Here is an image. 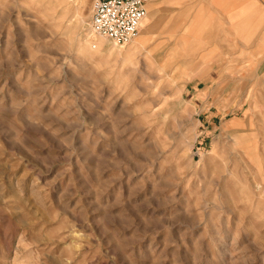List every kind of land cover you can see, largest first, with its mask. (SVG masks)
I'll return each mask as SVG.
<instances>
[{
  "label": "rangeland",
  "instance_id": "obj_1",
  "mask_svg": "<svg viewBox=\"0 0 264 264\" xmlns=\"http://www.w3.org/2000/svg\"><path fill=\"white\" fill-rule=\"evenodd\" d=\"M94 2L0 0V264H264V72L240 25L152 0L121 44Z\"/></svg>",
  "mask_w": 264,
  "mask_h": 264
},
{
  "label": "crops",
  "instance_id": "obj_2",
  "mask_svg": "<svg viewBox=\"0 0 264 264\" xmlns=\"http://www.w3.org/2000/svg\"><path fill=\"white\" fill-rule=\"evenodd\" d=\"M175 1L176 16L181 18L182 24L185 23L184 16L187 10L195 9L194 13L190 14L191 17H196V15L204 17V19H200L199 24L208 27L228 26L222 29V32L226 34H231L232 25H240L239 31L242 34L238 40L241 48L239 56L242 58L256 57V60L262 64L258 71L264 72V0ZM248 26L251 27L248 28ZM214 32L220 35L218 30H214ZM249 32L250 35H248ZM219 35L217 38L221 39ZM225 38L227 37L225 36ZM229 45L232 46L230 43ZM243 65L247 66V64Z\"/></svg>",
  "mask_w": 264,
  "mask_h": 264
},
{
  "label": "built area",
  "instance_id": "obj_3",
  "mask_svg": "<svg viewBox=\"0 0 264 264\" xmlns=\"http://www.w3.org/2000/svg\"><path fill=\"white\" fill-rule=\"evenodd\" d=\"M152 0H95L91 27L97 34L126 44L137 36Z\"/></svg>",
  "mask_w": 264,
  "mask_h": 264
},
{
  "label": "bare ground",
  "instance_id": "obj_4",
  "mask_svg": "<svg viewBox=\"0 0 264 264\" xmlns=\"http://www.w3.org/2000/svg\"><path fill=\"white\" fill-rule=\"evenodd\" d=\"M148 19V17H147ZM144 20H146V18L143 19L142 21V25H144ZM143 43V39L139 38L135 41L134 45L131 47V50H129L128 55H131L133 49H135L139 44Z\"/></svg>",
  "mask_w": 264,
  "mask_h": 264
}]
</instances>
